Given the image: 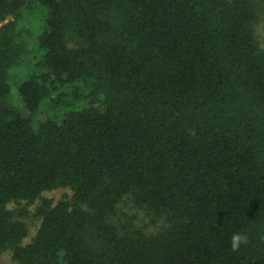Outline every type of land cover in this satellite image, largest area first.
I'll list each match as a JSON object with an SVG mask.
<instances>
[{
    "label": "trees",
    "instance_id": "trees-1",
    "mask_svg": "<svg viewBox=\"0 0 264 264\" xmlns=\"http://www.w3.org/2000/svg\"><path fill=\"white\" fill-rule=\"evenodd\" d=\"M33 9L36 33L18 25ZM257 21L255 0H0V257L264 264ZM29 57L17 111L8 74ZM43 105L51 116L35 123ZM56 188L70 199L42 201L21 245L26 227L6 204ZM125 196L166 227L111 223Z\"/></svg>",
    "mask_w": 264,
    "mask_h": 264
},
{
    "label": "rangeland",
    "instance_id": "rangeland-1",
    "mask_svg": "<svg viewBox=\"0 0 264 264\" xmlns=\"http://www.w3.org/2000/svg\"><path fill=\"white\" fill-rule=\"evenodd\" d=\"M255 1L257 2L258 21L254 26L253 32L259 48L264 50V0ZM39 13L40 11L36 9L23 11L20 19H18L19 27H26L36 33L40 25L41 16ZM34 35L35 34H33L28 43L29 49H31L32 45L35 43ZM34 62L35 60L30 58L27 60V63H20L15 66L8 74V82L10 85L9 102L17 111H23L17 87L25 78L27 70ZM47 116H51V112L46 105H43L40 107L35 123L45 120ZM71 195L72 192L67 188H56L41 193L40 196L32 202L17 200L7 203L5 208L13 212L16 220L21 221L26 227V237L22 240L21 245L30 243L40 226L41 220L37 215V209L41 206L42 201L46 200L50 202L51 205H55L60 201L69 200ZM109 221L116 226H122L126 221H131L132 225L141 230L145 235H153L166 227V222L164 220L160 219L153 221L152 217L149 216L146 211L134 207L129 196H125L117 204L115 213ZM0 264H14L9 250L2 253Z\"/></svg>",
    "mask_w": 264,
    "mask_h": 264
},
{
    "label": "clouds",
    "instance_id": "clouds-1",
    "mask_svg": "<svg viewBox=\"0 0 264 264\" xmlns=\"http://www.w3.org/2000/svg\"><path fill=\"white\" fill-rule=\"evenodd\" d=\"M244 237L239 234V233H235L231 236V240H230V246L232 248V250H236L240 244L243 242Z\"/></svg>",
    "mask_w": 264,
    "mask_h": 264
}]
</instances>
